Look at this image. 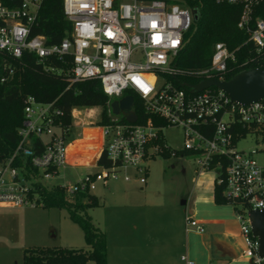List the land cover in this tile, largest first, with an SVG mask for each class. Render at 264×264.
<instances>
[{
    "label": "built area",
    "instance_id": "built-area-1",
    "mask_svg": "<svg viewBox=\"0 0 264 264\" xmlns=\"http://www.w3.org/2000/svg\"><path fill=\"white\" fill-rule=\"evenodd\" d=\"M41 1L0 0V52L14 58L33 54L42 65L51 60L65 63L71 58V69L60 73L72 83L98 81L113 101L131 97L134 103L128 112L120 111L118 115L113 114L110 105L107 123H100L101 113L96 122L86 126L76 122L79 108H75L71 124L66 125L61 119L63 113L53 104H40L28 97L20 143L0 165V204L38 207L30 193L46 188L47 182L67 167L71 144L86 140L72 141L77 126L84 132L98 131L100 148L93 161L83 155L92 147H84L74 155L99 171L74 187L58 186L71 198L80 193L93 194L97 183L106 185L120 177L125 182L133 178L146 184L147 163L159 152L155 143L161 135L164 137L165 129L180 128L184 139L180 152L197 158L200 172H217L216 185L223 187L224 198L235 208L240 224L246 247L243 256L251 264H260L264 259L258 254L259 242L253 235L249 213L264 210V155L260 162L257 149L238 150L237 145L255 134L244 137L239 128L264 126V100L242 105L216 87L192 93L195 85L183 84L181 89L175 86L173 79L179 73L175 60L196 23L195 12L162 0H63L70 31L59 44L48 45L45 37L32 36ZM215 1L241 7L237 27L247 33V42L255 48L256 58L251 61L264 70V19H255L264 0ZM235 61V52L225 43H216L210 66L202 72L207 77L201 82L225 81L223 76ZM128 113L137 116L135 122L126 119ZM103 155L109 166L98 164ZM185 223L188 232H205L191 217H186ZM181 260L194 264L187 256Z\"/></svg>",
    "mask_w": 264,
    "mask_h": 264
},
{
    "label": "rangeland",
    "instance_id": "rangeland-1",
    "mask_svg": "<svg viewBox=\"0 0 264 264\" xmlns=\"http://www.w3.org/2000/svg\"><path fill=\"white\" fill-rule=\"evenodd\" d=\"M100 108H79L76 122H96ZM75 128V139H82L69 146V156L84 147V156L93 161L99 150L98 131ZM80 135V136H79ZM167 145L181 151L184 147L183 131L169 127L163 131ZM92 137L95 140H90ZM238 150L257 149V159L263 161V135L251 134L242 139ZM75 159L68 161L65 169L51 181L46 189L55 186L74 187L87 175L99 168ZM86 163V164H85ZM146 184L136 179L125 182L122 177L97 183L93 192L100 205L87 210L95 226L106 235L108 242L107 264H161L163 258L170 264H182L179 259L186 254V217L198 194L205 200L213 194L217 172L213 169L200 172L198 160L192 156H156L147 163ZM36 200L37 195L33 196ZM187 204H183L186 202ZM203 201L196 203L202 206ZM0 206H7L0 204ZM204 206V205H203ZM222 207L235 208L231 204ZM187 211V215L185 214ZM38 246H61L68 249L88 250L82 229L73 223L65 210L26 206L11 211H0V264H24L25 249ZM246 247L239 253H243ZM178 260V262H176ZM88 264H96L90 261Z\"/></svg>",
    "mask_w": 264,
    "mask_h": 264
},
{
    "label": "trees",
    "instance_id": "trees-1",
    "mask_svg": "<svg viewBox=\"0 0 264 264\" xmlns=\"http://www.w3.org/2000/svg\"><path fill=\"white\" fill-rule=\"evenodd\" d=\"M162 1L185 6L199 15L175 60L179 73L173 82L177 88L181 89L183 84L196 85L207 77L202 72L209 68L213 47L218 42L225 43L236 55L230 71L223 76L226 81L246 70L263 67L258 62L251 61L256 58L255 48L247 42V33L237 27L241 7L218 4L215 0ZM257 18L264 19V2L256 10L255 19ZM69 31L70 23L64 15L63 0H42L32 36H43L48 45H53L62 42ZM245 62L249 63L243 66ZM71 67V58L65 63L51 60L42 65L37 63V57L33 54L25 53L21 58H14L0 52V165L8 160L20 143L19 131L23 125L28 97L35 98L40 104H53L54 108L63 113L61 119L66 125L71 124V112L75 108H100V123L108 122L113 99L103 92L98 81L72 83L67 76L61 74V71L66 73ZM239 132L244 137L250 133L262 134L264 142V126L257 129L242 127ZM155 144L159 146L158 156H189L188 153L171 149L162 135ZM262 151L264 155V149ZM98 164L109 166L104 155ZM26 168H29V164ZM34 195H37V206L67 212L71 221L82 229L88 250L61 246L31 247L24 250V264H88L90 261L107 264L106 235L87 214L88 209L100 205L94 194L80 193L71 198L62 188L55 186L52 189L39 187L30 193V198L34 199ZM214 201L217 205L229 204L224 198L223 187L215 186ZM260 264H264V260Z\"/></svg>",
    "mask_w": 264,
    "mask_h": 264
},
{
    "label": "crops",
    "instance_id": "crops-1",
    "mask_svg": "<svg viewBox=\"0 0 264 264\" xmlns=\"http://www.w3.org/2000/svg\"><path fill=\"white\" fill-rule=\"evenodd\" d=\"M73 158L77 160L78 157L70 156V160ZM203 199L196 194L193 198V206L189 210L190 217L197 220L204 227L205 232L198 234L195 231H186L187 258L194 264H251V261L246 259L243 253H239L243 248L244 241L235 210L232 211L222 205H217L214 201V191L205 200ZM200 200L203 201V204L197 207L196 203ZM183 204H187V201ZM15 209L10 206H0V211ZM185 214L187 215V211ZM181 258L179 259L180 263L185 264ZM160 261L161 264H170L167 263L169 262L167 258Z\"/></svg>",
    "mask_w": 264,
    "mask_h": 264
},
{
    "label": "water",
    "instance_id": "water-1",
    "mask_svg": "<svg viewBox=\"0 0 264 264\" xmlns=\"http://www.w3.org/2000/svg\"><path fill=\"white\" fill-rule=\"evenodd\" d=\"M198 18L199 15L195 12V21H198ZM210 87L222 90L233 102L242 105L259 102L264 100V70L260 68L246 70L229 81L206 80L193 86L191 92H200ZM133 103L131 97H125L120 101L115 100L111 103L112 112L114 115H118L120 111L128 112ZM126 119L130 122H135L137 116L133 113H128ZM249 216L253 235L259 242L258 254L260 258L264 259V210L251 211Z\"/></svg>",
    "mask_w": 264,
    "mask_h": 264
}]
</instances>
